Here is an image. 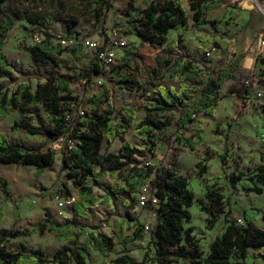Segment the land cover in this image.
I'll use <instances>...</instances> for the list:
<instances>
[{
    "label": "rangeland",
    "instance_id": "obj_1",
    "mask_svg": "<svg viewBox=\"0 0 264 264\" xmlns=\"http://www.w3.org/2000/svg\"><path fill=\"white\" fill-rule=\"evenodd\" d=\"M89 1L8 0L0 7V24L6 18L15 22V25L6 33L4 51L20 70V72L12 73L16 80L7 77L0 78V86H4V89L0 90V95L3 92L10 95L18 84L23 82L34 90L37 84L46 81L49 73L48 67L35 62L29 52V48L36 44L34 40L36 35L43 39L48 33L53 36L54 43H60L59 39L67 37L70 33H78L79 37H97L112 29L121 32L127 40V45L117 50L116 63L106 71L96 63L94 52L83 46L78 55L65 51L58 56V68L65 72H79L91 61H94L100 69L99 73H92L91 81L81 78L71 85L72 96L76 99L71 104L74 116H82L84 113L93 114L91 99L96 94L102 93L104 95L95 98V101L102 102V110H114L118 121L122 122L121 117L126 115L123 108L129 107L136 111L134 119L136 123L146 115L142 107L146 104L148 95H153L160 85L174 87L178 90L180 83L185 82L200 87V84L194 80L181 77L163 79L181 55V52L176 49L181 48V41L176 43V40L173 42L169 40V36H172L171 34H174L178 27L171 29L170 35H167L168 42L164 47L154 48L149 43L141 44L129 30V22L124 12L129 8L131 0H121L118 3L110 0L109 5ZM145 1L138 0L134 4L144 8ZM182 2L189 10L188 0H182ZM254 8L261 15L260 21L264 25V4L258 0ZM189 20L192 21L191 16ZM210 41L213 42L212 45H217L216 41ZM201 63L204 70L203 76L207 78L212 68H220L225 64L230 65L231 61L228 58L220 59L216 55L210 59L201 56ZM117 71H120L122 75H119ZM125 77L141 82V87L133 90L123 87V82L120 80ZM246 78H249V74H243L242 83L230 80L223 84L221 97L214 106L215 114L213 116L203 115L204 122L201 125L206 139L194 153L173 141L159 142L153 151L145 150L144 147L149 144L133 135L136 124L128 127L126 132L116 137L110 146L103 141L100 149L102 154H123L120 151V145L123 141H127L143 150L140 155L132 157L139 166L150 163L176 167L178 173L188 179V188L194 197L202 199L211 210L213 208L206 197L207 192L223 196L222 212L212 210L214 213L210 214L193 205L190 207L192 215L190 222L181 223L183 234L191 227L192 235L203 245L200 251L201 259L208 256L212 241L232 220L241 225L252 222L264 229V192L256 193L253 190L256 184L254 175L258 166L264 164V103L255 97L258 90L264 89V64H259L253 77L255 82L252 79V96L247 99L243 97ZM235 84H238L239 92H229V88ZM191 95L194 97L196 94ZM30 108L37 111L46 122L50 120V113L45 111L41 104H31ZM27 116L35 118L32 114ZM175 116L177 117V114ZM23 118L16 111L1 117L0 130L12 139L29 143L42 140L43 137L40 135H31L23 130L14 131L10 128L12 122L21 121ZM215 122L220 123L218 131L213 129ZM33 123H36L35 119ZM198 124V122L192 123L188 133L194 134ZM167 132L174 135L175 127L169 126ZM219 134L224 140L217 138ZM65 145L66 138L64 137L49 141L48 146L57 151L55 162L40 175H37L34 166L0 162V208L4 211V219L0 227L20 229L31 227L42 220L47 213L49 218L56 223L74 220L76 224L84 227L79 237L80 248L83 247L84 240L91 232L104 233L113 237L114 247L108 256L90 248L85 259V264H107V260L121 254L116 220L122 222L127 218V214L131 213L149 226V229H145V233L139 239L127 244L130 250L128 254L133 260L141 261L144 254L148 252L147 264H193L187 258L159 255L156 252L154 244L149 242L150 231L156 221L155 213L146 202L149 190L141 191L145 199L134 202V208L127 206L124 195L111 191L112 186L120 187L125 184L123 170L115 175L107 172L96 182L89 179L94 184V194L99 200L88 210V218L78 216L73 210V204L60 208L59 200L69 196H76L77 200L79 190L74 176L70 173L72 170L61 167ZM216 151H226L228 159L225 165H222ZM201 158H206V164L211 168L199 175L194 170V165ZM241 172L243 175L237 181L236 187H233L232 175L237 176ZM154 199L157 202V198L154 197ZM73 230L78 233L75 227ZM123 233L124 236H130L133 229L124 227ZM5 245L11 251L28 253L37 252L40 247H43L44 256L51 260L59 248L68 245V240L60 241L55 231L46 230L41 234L10 238ZM49 264L59 263L50 262ZM67 264L77 263L71 257ZM246 264H264V247L250 248Z\"/></svg>",
    "mask_w": 264,
    "mask_h": 264
},
{
    "label": "trees",
    "instance_id": "obj_2",
    "mask_svg": "<svg viewBox=\"0 0 264 264\" xmlns=\"http://www.w3.org/2000/svg\"><path fill=\"white\" fill-rule=\"evenodd\" d=\"M8 0H0V7ZM110 0H90L89 2L109 5ZM131 0L129 8L124 12L129 22V30L141 44L149 43L154 48H161L165 44L168 32L177 26L183 30L188 29V17L181 0H147L146 6L141 8ZM262 2V0H260ZM189 7L193 11V20L197 24L208 23L205 16L219 5L215 0H188ZM15 25L11 19H4L0 24V78H16L13 72H20L15 62L11 61L4 51L7 31ZM80 36L78 33H70ZM182 40L178 36L177 42ZM65 51L78 55L82 51V45L77 47H65L60 43L53 42V36L46 34L40 42L29 48V52L35 62L48 67V75L44 83L36 85L31 90L27 83L18 84L17 88L8 95L3 92L0 95V118L18 112L24 118L14 121L10 128L14 131L23 130L31 135H40L42 140L29 143L23 140L8 138L0 130V162L34 166L37 175L55 162L57 151L48 146L49 141L59 138L72 140L75 145L72 150L68 149L66 142L62 153V168H70L71 175L79 187L77 200L73 204L75 213L83 218H88V210L94 206L99 198L94 194V184L100 177L109 172L115 175L123 170L125 184L120 187L112 186V192L125 196L127 206L134 208L133 203L142 199L141 191L149 190L146 202L155 213V224L150 231V243L156 247L159 255H174L187 258L193 264H246V258L250 248L264 247V229L252 222L245 225L229 222L224 231L218 235L210 245L208 256L201 259L200 251L203 245L192 235V228H188L183 234L181 223L190 222V207L196 205L200 210L213 214L214 211L222 212L223 196L213 192H207V199L211 202L212 210L204 201L195 198L188 188V179L178 173L176 167L163 164L155 165L146 163L139 166L132 158L140 155L143 150L130 142L123 141L120 151L123 154L105 153L100 149L103 141L110 146L113 140L126 132L127 128L136 124L133 131L134 137L148 143L145 150L153 151L159 142H176L182 147L188 148L194 153L204 142L202 133L204 122L203 115L213 116L214 106L221 97L224 82L230 78H236L234 65L226 68H212L207 78H204V70L197 64L188 52L183 51L176 60L172 69L163 79L181 77L194 80L200 84L181 82L179 89L160 85L153 95H148L146 104L142 107L146 115L137 120L136 111L124 107L126 113L121 117L122 122L112 109H101L102 102L95 98L104 94H96L91 99L93 114L84 113L82 116H74L71 104L76 101L72 96L71 85L81 78L92 80V73H99L100 69L94 61H91L79 72H65L60 70L58 56ZM127 62L129 60L126 59ZM169 63V62H168ZM122 75L120 71H117ZM242 83L240 76L236 78ZM123 87L133 90L141 87V82H135L127 77L121 78ZM4 86H0V90ZM229 92H239L238 84L231 86ZM192 93L196 95L192 97ZM252 90L250 85L244 88V98H250ZM31 104H41L43 109L50 113L51 118L46 122L37 111L30 108ZM32 114V116H27ZM177 114V117L175 116ZM35 119L36 123H33ZM198 122L194 134L188 130L192 123ZM169 126L175 127L174 135L168 134ZM219 122L213 124V129L218 131ZM174 136V138H173ZM218 139L224 140L219 134ZM222 165L227 162V153L218 152ZM99 167V168H98ZM211 168L206 164V158H201L195 165L194 170L202 175ZM243 172L237 176L232 175L231 183L236 187L237 181ZM256 184L253 190L256 193L264 192V164L257 168L254 175ZM5 183V182H4ZM55 195V194H54ZM53 195V196H54ZM157 198V204L152 202ZM145 203V201H144ZM4 219V211L0 208V223ZM119 229L118 239L121 254L107 260V264H147L148 252L141 261H135L129 256L128 243L139 239L145 233V224L134 214L128 213L122 222L116 220ZM76 228V233L73 228ZM133 229L130 236H124L123 228ZM83 226L72 221L56 223L49 218V214L37 224L26 228H3L0 227V264H49L50 262L67 264L73 257L77 264H85L87 251L94 248L104 256H108L114 247V239L104 233L91 232L84 240L83 247H79V237ZM46 230L55 231L60 241L68 240V245L59 248L50 260L44 256V248L40 247L37 252L11 251L5 245L10 238L23 235L43 233Z\"/></svg>",
    "mask_w": 264,
    "mask_h": 264
},
{
    "label": "crops",
    "instance_id": "obj_3",
    "mask_svg": "<svg viewBox=\"0 0 264 264\" xmlns=\"http://www.w3.org/2000/svg\"><path fill=\"white\" fill-rule=\"evenodd\" d=\"M215 1L219 5L205 16L208 23L204 24L195 23L193 20V11L190 7L188 10L183 5L188 17V29L183 30L180 26H177L176 32L171 34L172 36H169V40L171 42L176 40V43H180L177 42V36H181V48H176L177 51L181 52V54L183 51L188 52L192 58L197 60V64L201 68V56L204 57V51L212 45L211 43L213 42L210 40H214L217 42L216 46L218 49L216 55L220 59L228 58L231 61L230 65H221L220 68L234 65L236 78L240 76L242 81L243 74H249V78H246V80H254L253 77L259 68V64H264V52L258 54L254 50L264 26L260 21L261 15L257 13L254 7H244L248 5L247 0ZM210 2L211 0H208V3ZM262 3L264 4V0H262ZM189 16L192 17V21L189 20ZM170 32L171 30L167 35H170ZM166 37L167 39L163 47L168 42V36ZM236 78L227 79L225 82L230 80L238 82ZM250 86L252 87V84Z\"/></svg>",
    "mask_w": 264,
    "mask_h": 264
},
{
    "label": "built area",
    "instance_id": "obj_4",
    "mask_svg": "<svg viewBox=\"0 0 264 264\" xmlns=\"http://www.w3.org/2000/svg\"><path fill=\"white\" fill-rule=\"evenodd\" d=\"M114 2H120L121 0H113ZM258 0H253L255 4H257ZM41 37L39 35H36L34 40L35 43L41 41ZM59 42L62 46H78L82 45L83 47L92 50L94 52V58L96 63L101 67L103 70L109 69L112 65H114L117 61V50L119 48H124L127 45V40L125 37L122 36L121 32L112 29L109 31L104 32L101 35H97V37H79L75 34H69L65 38H60ZM254 50L261 54L264 52V27L262 29L261 34L258 37V40L256 42ZM218 49L216 45H211L208 49L204 51V57L205 58H213ZM246 85H251L252 79L245 81ZM255 97L257 100H259L261 103H264V89L258 90L255 93ZM83 115V114H82ZM68 149L72 150L75 142L72 140H67ZM143 190H147V188H144ZM156 198V197H155ZM142 199H145V196H142ZM154 202L156 200L153 198ZM76 202V196H69L65 199H61L58 201V206L60 208L66 207L68 205H72ZM145 229H149L148 225H145Z\"/></svg>",
    "mask_w": 264,
    "mask_h": 264
},
{
    "label": "water",
    "instance_id": "obj_5",
    "mask_svg": "<svg viewBox=\"0 0 264 264\" xmlns=\"http://www.w3.org/2000/svg\"><path fill=\"white\" fill-rule=\"evenodd\" d=\"M248 5L246 6H250V7H254L255 3L253 2V0H247Z\"/></svg>",
    "mask_w": 264,
    "mask_h": 264
}]
</instances>
